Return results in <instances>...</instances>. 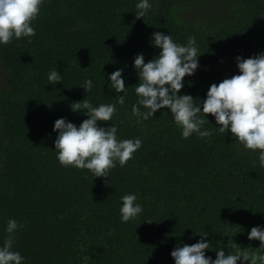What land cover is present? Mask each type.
Returning a JSON list of instances; mask_svg holds the SVG:
<instances>
[{
    "label": "trees",
    "instance_id": "obj_1",
    "mask_svg": "<svg viewBox=\"0 0 264 264\" xmlns=\"http://www.w3.org/2000/svg\"><path fill=\"white\" fill-rule=\"evenodd\" d=\"M150 2L138 18V0H44L32 21L35 35L0 45V245L9 219H16L13 250L24 264H174L178 243L199 241L194 230L209 232L211 247L226 254L236 243L264 251L248 239L253 226L264 225L257 153L244 150L231 132L220 133L212 114L205 125L212 135L203 139L183 138L168 109L142 122L132 114L134 57L144 53L147 62L159 53L150 44L154 32L171 33L181 44L196 38L205 52L181 94L203 99L212 83L238 73V55L264 52V0ZM117 68L126 77L124 105L117 103L123 93L105 83ZM53 69L63 82L48 84ZM89 77L88 94L79 85ZM85 98L94 106L115 103L118 139L142 140L107 178L57 159L54 122L67 117L79 125L87 117L70 106ZM128 193L137 195L143 212L124 223L121 197ZM207 255L215 259L216 251Z\"/></svg>",
    "mask_w": 264,
    "mask_h": 264
},
{
    "label": "clouds",
    "instance_id": "obj_2",
    "mask_svg": "<svg viewBox=\"0 0 264 264\" xmlns=\"http://www.w3.org/2000/svg\"><path fill=\"white\" fill-rule=\"evenodd\" d=\"M43 2L0 0V45H7L13 39L34 36L32 21L39 15ZM151 7L150 0H138L136 16L144 18ZM150 44L160 49L159 53L147 62L144 53H139L133 61L138 83L134 89L137 100L132 106V114L137 121L148 120L158 110L168 109L175 124L182 130L183 138L187 139L195 133L203 139L212 135V130L205 128L210 121L208 114H212L218 131L225 134L231 132L244 150L256 152L259 167L264 168V52L248 58L238 55L235 58L238 73L218 84L212 83L206 98L201 99L194 98L192 94H181L185 77L195 74L200 67L199 57L205 52L201 51L196 38L189 37L186 44H181L174 41L171 33L156 31L151 35ZM61 82L60 71L53 69L48 73V84ZM105 83L116 94L123 93L118 95L117 103L124 105L128 94L124 68L108 73ZM79 86L86 93H91L94 78H87ZM70 107L72 112L87 118L79 125L67 117L54 122L53 131L57 133L55 149L62 166L87 169L94 178H107L117 162L119 166H125L141 148L142 140L139 138L118 139L119 125L113 119L117 111L115 103L94 106L85 98L73 102ZM100 121H112L113 124L105 127ZM137 199L135 193L121 197L122 222L134 220L143 212V206L137 203ZM20 227L16 219H9L5 229L8 235L0 245V264H24L25 257L13 250L15 235ZM195 234L200 235L198 242H181L175 246L171 252L174 264H264V251L254 254L246 248L241 249L236 243L232 246L234 252L226 254L225 248L211 247V241L207 239L209 232L194 230ZM248 239L259 240L258 248L264 250V225L253 226L248 232ZM210 249L216 251L215 259L207 255Z\"/></svg>",
    "mask_w": 264,
    "mask_h": 264
}]
</instances>
